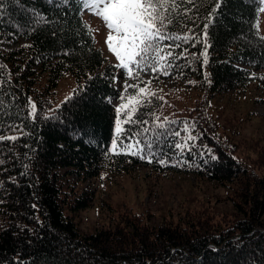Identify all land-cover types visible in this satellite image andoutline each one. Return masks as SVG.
<instances>
[{
    "label": "trees",
    "instance_id": "16d2710c",
    "mask_svg": "<svg viewBox=\"0 0 264 264\" xmlns=\"http://www.w3.org/2000/svg\"><path fill=\"white\" fill-rule=\"evenodd\" d=\"M175 3L159 42L162 55L172 56L162 71L132 66L138 84L129 90L137 93L145 77L174 80L204 96L191 116L180 115L156 91L116 134L111 100L122 95L114 85L118 67L95 46L79 0H0V264H264V176L242 165L234 142L205 115L215 97L264 84L256 75L264 70L256 28L264 0ZM67 74L76 87L56 104ZM114 138L118 154L111 151ZM128 144L140 152L131 155ZM143 168L235 183L243 192L242 219L217 228L147 226L121 216L111 227L80 234L74 216L94 199L87 183L104 172Z\"/></svg>",
    "mask_w": 264,
    "mask_h": 264
},
{
    "label": "rangeland",
    "instance_id": "374dc122",
    "mask_svg": "<svg viewBox=\"0 0 264 264\" xmlns=\"http://www.w3.org/2000/svg\"><path fill=\"white\" fill-rule=\"evenodd\" d=\"M83 18L93 32L95 46L106 61L116 67L119 62L108 51L105 42L108 30L103 21L86 9ZM242 19L246 24L247 21ZM256 28L259 37L264 40V12L258 15ZM262 74L264 70L256 72V75ZM134 75L129 77L125 69H116L114 85L124 99L111 100L115 110L122 103L126 104L128 97L132 96L133 91L129 88L135 89L138 84L134 81ZM141 80L146 82L133 95H139L140 89H147L148 94L141 97L142 101L157 91L167 100L166 105L175 114L190 115L189 112H196L197 98L199 95L204 96L198 88L174 80L151 82L145 77ZM74 81L67 74L58 82L56 104L73 92L76 87ZM126 111L122 109L120 114L121 128ZM205 115L209 125L213 124L219 134L230 137L234 142L242 165L249 164L264 176V84L255 83L242 93L231 92L215 97L210 101ZM116 120L117 117L114 124L117 134ZM87 185L94 191V199L89 208L76 214L73 220L82 235L111 227L121 216L137 217L147 226L205 222L217 228L227 227L242 219L240 209L243 199L240 197L243 192H239L235 183L220 185L192 174L157 173L143 168L119 175L104 172Z\"/></svg>",
    "mask_w": 264,
    "mask_h": 264
},
{
    "label": "snow or ice",
    "instance_id": "6c2138e0",
    "mask_svg": "<svg viewBox=\"0 0 264 264\" xmlns=\"http://www.w3.org/2000/svg\"><path fill=\"white\" fill-rule=\"evenodd\" d=\"M79 2L84 9L99 17L106 26L108 35L105 42L108 51L119 62L116 67L125 69L129 77L133 76L132 66L141 71L148 67H151L153 72L165 69L164 62L167 61L168 56H172V53L162 55L163 49L159 42L166 38L162 30L166 27L165 20L169 19L170 12L177 7L175 0H79ZM260 11L264 12V8ZM207 27L208 25H205V29ZM184 39L186 40L187 37ZM201 55L207 63V52ZM146 94H148L147 89H140L139 95L129 96L126 104L122 103L116 108L118 134L121 132L122 109L127 110L126 119L123 122H132V115L141 104V97ZM157 127H163V125H157ZM8 139H14V137H8ZM124 148L131 155H137L140 152L138 146H135L133 151L132 144L124 145ZM111 151L118 154L117 138L112 141ZM143 158L141 156V159Z\"/></svg>",
    "mask_w": 264,
    "mask_h": 264
}]
</instances>
